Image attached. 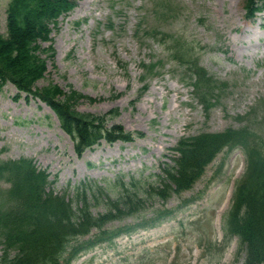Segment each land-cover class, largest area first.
Instances as JSON below:
<instances>
[{
	"label": "rangeland",
	"instance_id": "rangeland-1",
	"mask_svg": "<svg viewBox=\"0 0 264 264\" xmlns=\"http://www.w3.org/2000/svg\"><path fill=\"white\" fill-rule=\"evenodd\" d=\"M11 1L0 0V32L5 36ZM247 1L78 0L54 27L55 57L48 59V72L37 87L71 86L96 99L83 101L79 111L103 115L118 109L108 127L118 123L143 136L130 143L103 141L79 157L51 109L33 98H16L9 83L0 92V159L33 158L56 179L57 191L73 194L83 182L105 186L117 176L151 177L159 172V159L168 160L165 154L184 135L239 127L238 115L249 112L264 122L263 107L252 110L264 98V14L247 20ZM156 9L171 17H156ZM141 18L159 30L158 40L137 41L134 31ZM184 50L188 59L229 83L209 120L183 78L190 71L175 59ZM145 83L148 89L140 95ZM260 130L262 135L264 126ZM245 167L240 149L221 153L195 186V192L204 194L191 208L162 226L99 246L74 264H243L236 256L238 242L221 244V220ZM107 190L117 194V188ZM180 200L174 196L166 206L175 208Z\"/></svg>",
	"mask_w": 264,
	"mask_h": 264
},
{
	"label": "trees",
	"instance_id": "trees-1",
	"mask_svg": "<svg viewBox=\"0 0 264 264\" xmlns=\"http://www.w3.org/2000/svg\"><path fill=\"white\" fill-rule=\"evenodd\" d=\"M74 4L75 0H12L8 8L7 36L0 32V90L7 82H12L21 92L40 97L56 112L62 128L77 140V150L81 154L102 138L114 141L131 137L119 125L105 128L104 116L79 112L77 106L81 100L92 101L89 96L72 88L65 91L58 85L36 87L47 70L42 54L52 50L44 48L41 41L51 40V24L72 10ZM247 8L248 17L262 9L256 0H249ZM110 115L115 117L118 112L112 111ZM197 142L183 141L180 144L182 157L176 160L177 168L186 178V187L201 173L205 157L215 155L221 148L218 140L202 141V147H198ZM0 178L10 184L7 208H0V240L4 244L0 264H62L72 238L89 234L93 227L102 228L121 214L119 209L117 215L97 218L89 211L88 202L81 201L78 196L77 200L69 202L53 191L47 192L46 173L38 171L30 160L0 163ZM260 183H264V156L251 152L248 171L238 185L237 205L229 215L230 229L251 224L255 217L264 213L256 209L264 208L258 191ZM84 192H80L81 196ZM250 224H245L239 234L247 251L246 264H259L264 261V224L259 223L257 231L246 229ZM118 233L120 229L103 231L97 240ZM94 243L96 239L81 244L79 250ZM68 263L65 260L63 264Z\"/></svg>",
	"mask_w": 264,
	"mask_h": 264
}]
</instances>
